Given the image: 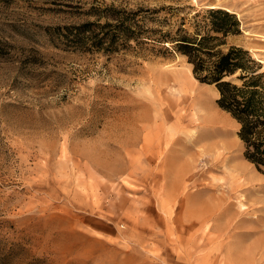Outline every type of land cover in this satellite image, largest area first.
I'll return each mask as SVG.
<instances>
[{
	"label": "rangeland",
	"instance_id": "obj_1",
	"mask_svg": "<svg viewBox=\"0 0 264 264\" xmlns=\"http://www.w3.org/2000/svg\"><path fill=\"white\" fill-rule=\"evenodd\" d=\"M108 7L155 9L147 27L189 32L228 11L240 33L226 43L264 71V0H0V264H264V175L215 86L168 44L109 53L62 37L103 24ZM148 69L161 81L146 83ZM188 86L226 117L248 193L226 190L204 146L183 142Z\"/></svg>",
	"mask_w": 264,
	"mask_h": 264
},
{
	"label": "trees",
	"instance_id": "obj_2",
	"mask_svg": "<svg viewBox=\"0 0 264 264\" xmlns=\"http://www.w3.org/2000/svg\"><path fill=\"white\" fill-rule=\"evenodd\" d=\"M151 13L156 10L108 7L103 24L64 26L61 35L74 48L109 53L130 49L131 43L168 44L186 57L195 78L215 86L218 107L239 125L237 136L244 146L243 157L264 175V71L247 49L226 43L229 35L240 33L235 15L211 9L202 19H195L194 31L189 32L182 27L184 23L176 30L149 28L145 22Z\"/></svg>",
	"mask_w": 264,
	"mask_h": 264
},
{
	"label": "bare ground",
	"instance_id": "obj_3",
	"mask_svg": "<svg viewBox=\"0 0 264 264\" xmlns=\"http://www.w3.org/2000/svg\"><path fill=\"white\" fill-rule=\"evenodd\" d=\"M148 71L146 83L150 84L151 81L155 80L157 82L161 81L160 72H156L155 69H148ZM196 90L190 86L186 87L182 90L177 101L179 108L183 107L189 112L186 124L192 129L189 135H184L183 142L192 146L196 144L204 146L201 155L205 157L207 155L210 159L206 172L211 170L218 173L221 176L218 181L224 180V182H227L228 187L226 190L231 193L242 191L248 193L250 189L247 185L251 183V180L246 172V168L241 164H235L232 162L233 159L230 158L232 147L229 140H227L229 131L225 125L226 117L214 111L208 97ZM228 198L224 197L221 200L223 203H227ZM246 200L247 197L244 195H240L237 198V204L241 209L245 208L242 202ZM227 206L231 207L230 204Z\"/></svg>",
	"mask_w": 264,
	"mask_h": 264
}]
</instances>
